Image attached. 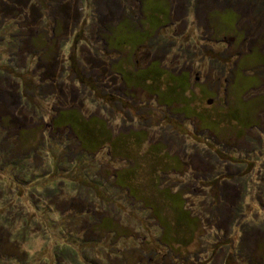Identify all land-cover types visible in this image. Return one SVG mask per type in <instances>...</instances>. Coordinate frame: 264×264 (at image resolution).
<instances>
[{
    "label": "rangeland",
    "instance_id": "rangeland-1",
    "mask_svg": "<svg viewBox=\"0 0 264 264\" xmlns=\"http://www.w3.org/2000/svg\"><path fill=\"white\" fill-rule=\"evenodd\" d=\"M257 5L0 0V264H264Z\"/></svg>",
    "mask_w": 264,
    "mask_h": 264
},
{
    "label": "trees",
    "instance_id": "trees-1",
    "mask_svg": "<svg viewBox=\"0 0 264 264\" xmlns=\"http://www.w3.org/2000/svg\"><path fill=\"white\" fill-rule=\"evenodd\" d=\"M224 1V0H223ZM225 1H228V0H225ZM241 1V0H240ZM251 2H258V5H257V8H255V11L254 12H259L260 14H262L263 13V10H264V0H248V3H251ZM229 3H227L226 5H228ZM241 16V15H240ZM247 33V32H246ZM260 40H262V38H260ZM241 54V53H240ZM87 77H88V81L87 80H85V78H86V76L85 77H80V76H78V81L79 82H82L83 81V83L85 82V81H87V82H89V83H93L92 84V86L94 87V93H95V95L97 94V95H100L102 98H104L105 99V92L101 89V86H100V83H98V81H93V82H90V80H89V76H88V74H87ZM98 80V79H97ZM95 82V83H94ZM24 88H25V86H23ZM28 98H29V100H30V102L33 104V99L30 97V96H27ZM25 98H26V96H25ZM24 98V99H25ZM34 106H35V104H33ZM37 106V105H36ZM59 108V107H58ZM58 108H56V109H58ZM39 110V109H38ZM37 112V111H36ZM235 245L236 246H238V249H240V250H238V251H242L243 249H241L240 247H239V245H237V243L235 242ZM233 248V247H232ZM234 249V248H233ZM234 252H235V249L233 250ZM242 255L243 256H245L246 254L243 252L242 253ZM249 257V260H250V255L248 256ZM232 259H234V258H231L229 261H230V263H231V260ZM252 259V258H251ZM233 262V264H234V261H232Z\"/></svg>",
    "mask_w": 264,
    "mask_h": 264
},
{
    "label": "crops",
    "instance_id": "crops-1",
    "mask_svg": "<svg viewBox=\"0 0 264 264\" xmlns=\"http://www.w3.org/2000/svg\"><path fill=\"white\" fill-rule=\"evenodd\" d=\"M88 19V18H87ZM103 36V38H104V34L102 35ZM105 41V40H104ZM105 43H106V41H105ZM106 45V47L108 46L107 44H105ZM108 48V47H107ZM92 49V48H91ZM107 52V53H106ZM94 53V52H93ZM104 53V54H103ZM95 54H96V56H97V58H95V59H99V60H105V61H107V59H108V61L109 60H111L112 61V63L111 64H109L110 65V67L112 66V65H114V61H117V60H112L110 57H109V55H108V51H104L103 50V52H101L100 50H98V48H96L95 49ZM114 53H112V55H113ZM108 57V58H107ZM74 65V64H73ZM86 69H88V68H90L89 66H84ZM112 71V70H111ZM78 73V72H77ZM88 76H89V80H90V82H93V81H99V80H95V77L91 74V72H89L88 71ZM79 76L80 77H85L86 75H80V73H79ZM88 78V77H87ZM94 82V83H95ZM100 82V81H99Z\"/></svg>",
    "mask_w": 264,
    "mask_h": 264
}]
</instances>
